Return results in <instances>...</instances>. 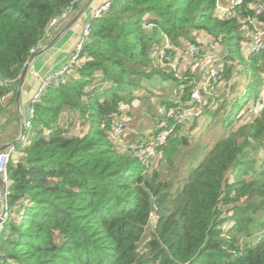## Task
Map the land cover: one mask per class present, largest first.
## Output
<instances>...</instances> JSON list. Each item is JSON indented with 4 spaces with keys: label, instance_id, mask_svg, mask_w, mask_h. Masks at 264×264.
Here are the masks:
<instances>
[{
    "label": "trees",
    "instance_id": "trees-1",
    "mask_svg": "<svg viewBox=\"0 0 264 264\" xmlns=\"http://www.w3.org/2000/svg\"><path fill=\"white\" fill-rule=\"evenodd\" d=\"M70 1L0 0V118L2 96L16 95L32 48ZM217 1L111 0L91 19L79 60L33 105L32 125L9 159L0 264H264V108L241 116L247 101L214 95L204 113L216 119L228 111L227 135L201 159L187 155L192 142L181 131L196 128L199 117L178 125L149 166L113 137L140 79L157 70L153 53L163 35L201 46L205 33L223 47L222 85L240 73L257 90L264 48L249 58L241 52L243 18L257 0H244L229 18L218 15ZM164 75L190 100L194 75ZM75 123L86 131L71 134Z\"/></svg>",
    "mask_w": 264,
    "mask_h": 264
},
{
    "label": "built area",
    "instance_id": "built-area-1",
    "mask_svg": "<svg viewBox=\"0 0 264 264\" xmlns=\"http://www.w3.org/2000/svg\"><path fill=\"white\" fill-rule=\"evenodd\" d=\"M80 0H71L61 15L53 18L46 31V35L50 32V27L56 24L61 18H66L70 13L76 10V6ZM244 0H232L229 3L217 1V13L222 18L232 17L243 5ZM111 4V0H104L92 6L93 17H98L104 13ZM253 15H248L243 18L244 21H249V24L243 27L244 38L242 41L243 55L249 58L252 54L261 51L264 48V22L258 20V17L264 15V0H257L252 6ZM89 24L85 25L82 30V37L77 44L74 52L69 57L68 61L60 68L51 70L47 73H41L34 70L36 86L30 97L28 117L23 119L24 129L30 128L31 119L34 115L33 105L40 101L41 97L51 85H60L66 80L67 74L71 71L79 60V55L82 49L83 41L89 34ZM252 26V28H251ZM165 41V44L163 42ZM190 46V45H189ZM171 50V41L167 35L162 36V42L155 46L153 55L160 61L162 66L168 71L173 72L178 78H183L180 71V61ZM220 46L217 41L210 39L207 43V48L203 45L190 46L187 55L191 60L189 66L192 71L201 69V78L194 82V86L190 92V100L183 99L182 94H178L173 102L175 106L162 108L163 119L159 122L157 134H152L149 137H144L133 145L135 154L149 166L152 159L157 155L159 147L163 146L167 139L175 132L178 125L190 123L204 113V108L211 102L214 95L218 96L219 87L223 86L224 74L226 70V62L218 55ZM32 53H35V48H32ZM156 53V54H155ZM32 58V57H31ZM31 58L29 61L31 62ZM204 58V60H203ZM224 87V86H223ZM5 98L2 96L1 101ZM218 107V102L213 103V108ZM264 108V86L260 94L254 102L248 106V112L251 115H258ZM248 114V113H247ZM247 114H240L247 115ZM132 122L129 118L122 116L115 123L113 137L119 144L122 137L129 131H132ZM24 138V133L21 140ZM16 152V144H8L3 149H0V178L8 185L7 165L13 153ZM5 218V217H4ZM149 225H156V213L153 211L149 216Z\"/></svg>",
    "mask_w": 264,
    "mask_h": 264
},
{
    "label": "crops",
    "instance_id": "crops-1",
    "mask_svg": "<svg viewBox=\"0 0 264 264\" xmlns=\"http://www.w3.org/2000/svg\"><path fill=\"white\" fill-rule=\"evenodd\" d=\"M89 1H91L89 5L85 9H83ZM103 1L104 0H80L74 12L70 13V15L67 16L66 18H61L56 24L50 27L49 34H47L44 37L42 44L37 48L36 52L33 54L31 58V62L29 64L28 62L26 63L28 64L27 74L24 80L21 82L19 81L18 83V88L20 85L22 87L19 98H17V93H16L14 97L8 95L2 100V102L5 105V108L3 109L0 118V126L2 125V122H5L8 119L12 118L13 115L16 117L15 119L16 122L12 126L13 128H9L2 136L0 135V147L17 140L21 135V123L23 119L28 117V113H29L28 111L30 107L29 100L36 86V81H35V77L33 76V71L37 70L40 71L41 73H47L51 70H55L62 67L68 61L69 57L77 47V44L79 43L82 37V30L84 26L89 24V22L93 18L92 6ZM230 1L232 0H229L228 2L224 0H220V2L222 3H229ZM198 40L201 45L207 48V43L209 42L210 38L205 33L201 32L198 34ZM163 44H165V41L163 42ZM189 47L190 46L185 41H182L180 45L171 43V51L180 61V71L182 72V74H184L183 78H185L186 74L190 72L191 75H194V79L191 82H196L199 81L201 78V69L200 70L198 69L196 71L191 70L189 66L190 64L189 62L191 60L188 58L187 55V51ZM158 68L160 69L156 70L157 72L160 71L162 72L165 69L160 66ZM161 72L157 76L158 77L157 83L161 86V90L164 92L163 95H165V96H159L158 98V100L161 101L162 104L163 101H169L175 98V96L180 91H182L184 85L180 81H176L172 78L164 76V74ZM163 77L166 79H172L169 80L172 82H170L167 85L164 82L165 79ZM229 88H230L229 84H226L224 87L223 86L219 87L218 96L221 95L223 97V95H226L228 97L227 99L229 100H234L240 96V94L237 92V95L235 97L234 93L228 90ZM238 90L239 92L242 93L243 91H245V87L243 90L239 88ZM232 91H234V89ZM229 94L231 95L229 96ZM137 95L138 98H140L141 92L139 88L137 90ZM138 98H136L131 104L125 105L124 110L126 111L129 110L131 105L135 103V101L138 100ZM152 112L155 113V111L153 110ZM227 112H224L222 114H225ZM68 114L69 116H71V113ZM160 114L161 111L160 110L157 111L155 113V118H159ZM206 116H211V115L206 114ZM213 120H217V118ZM133 123L135 125V121L132 122L133 132L127 137V139H125L123 142L121 141L122 143L119 142V145L122 148L128 149V147H133L135 143L141 140L139 137H137L138 134L141 133L139 130H136ZM152 123L153 124L151 126L153 125L155 126L156 122H153V119H152ZM192 123L193 122H190L189 126H191ZM185 130H187V128H183V130L181 131L183 133H186L187 131ZM85 131H86V127H84L81 124L75 123L73 126L70 127L71 134H81ZM2 206H3V197H2V186L0 184V214L2 211Z\"/></svg>",
    "mask_w": 264,
    "mask_h": 264
},
{
    "label": "rangeland",
    "instance_id": "rangeland-1",
    "mask_svg": "<svg viewBox=\"0 0 264 264\" xmlns=\"http://www.w3.org/2000/svg\"><path fill=\"white\" fill-rule=\"evenodd\" d=\"M228 2L229 0H224ZM162 37V36H161ZM220 51H218V55L222 57V50L223 47L219 44ZM243 51V48H242ZM241 51V52H242ZM172 52V51H170ZM156 54V53H155ZM155 57V55H153ZM165 68V66H162L160 64V61L155 57L154 60V68L157 70L160 69L158 67ZM166 69V68H165ZM160 71V70H159ZM154 71L149 77H142L140 79V86L138 87L141 96L138 98V100L135 101L130 107L129 110H124L125 117L129 118L131 122L135 121L134 127L136 130H139L141 134H138L137 137L140 139H143L144 137H149L152 135V132L155 131L157 128V118H155V113L157 111H161L163 105L161 104V101L158 100L159 96H165L163 95L164 92L161 90V86L157 83L158 80V74L161 72ZM171 72V71H170ZM161 73L164 74V71ZM225 75V74H224ZM165 76V75H164ZM164 78V77H163ZM164 82L168 85L170 82L169 80L172 79H166L164 78ZM225 79V77H224ZM230 90L234 93L235 97L237 95V92L240 94L239 103L242 105L247 101L244 105L245 107L242 108L238 114H246L248 112V106H250L256 97L260 94L263 86H264V80L261 79L260 85L258 86L256 91H252V87L246 86L245 79L242 78V76L239 74H233L232 79L230 80ZM243 90L245 87L246 92L244 91L241 93L239 92L238 88ZM234 89V91H232ZM138 90V89H137ZM158 93V94H157ZM232 94V93H231ZM229 94V96L231 95ZM233 97V96H232ZM139 101V102H138ZM155 111V113L152 112ZM224 114H221L219 117H217V120L211 119V116H206L205 113H203L199 117V121L195 124L194 129H188L185 134H187L192 141L191 148L187 155H193L194 152L198 153L199 158L201 159L204 154L221 138L225 137L227 135L226 129L222 126L221 119ZM231 118L234 119V115H231ZM16 117L13 115L12 118L8 119L5 122H2V125L0 126V135L2 136L9 128H13L12 126L16 122ZM153 122H156L155 126H151ZM241 119V118H240ZM219 120V121H218ZM194 123V122H193ZM192 123V124H193ZM190 124V123H188ZM191 124V125H192ZM20 125V123H19ZM16 129V127H15ZM133 132L129 131L127 132L121 139L123 142L127 137ZM139 139V140H140ZM121 142V143H122ZM157 159V158H156ZM184 164H187V161H184ZM6 217V215H5Z\"/></svg>",
    "mask_w": 264,
    "mask_h": 264
},
{
    "label": "water",
    "instance_id": "water-1",
    "mask_svg": "<svg viewBox=\"0 0 264 264\" xmlns=\"http://www.w3.org/2000/svg\"><path fill=\"white\" fill-rule=\"evenodd\" d=\"M91 1H89L87 3V5L83 8L85 9L89 3ZM73 22V21H72ZM71 22V23H72ZM70 23V24H71ZM30 63V61H28V64ZM28 64H26L24 66V69L22 71V74H21V77H20V82L24 80L26 74H27V71H28ZM21 85L19 86L18 90H17V98H19L20 94H21ZM23 133H24V123H23V120H22V123H21V135L19 136V138L13 142H11L12 144H17L19 141H21V138L23 136ZM10 144V143H9ZM8 145V144H7ZM7 145H4V146H1L0 149H3L5 146ZM0 184L2 186V197H3V206H2V211H1V214H0V224L2 223L5 215H6V212H7V184L0 178Z\"/></svg>",
    "mask_w": 264,
    "mask_h": 264
}]
</instances>
